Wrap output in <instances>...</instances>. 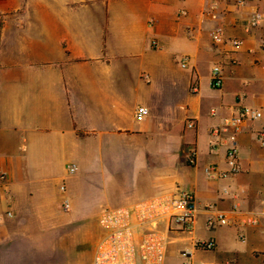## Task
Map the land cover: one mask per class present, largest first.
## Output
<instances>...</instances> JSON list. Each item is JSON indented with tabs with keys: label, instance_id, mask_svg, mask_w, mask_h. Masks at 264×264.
<instances>
[{
	"label": "crops",
	"instance_id": "obj_1",
	"mask_svg": "<svg viewBox=\"0 0 264 264\" xmlns=\"http://www.w3.org/2000/svg\"><path fill=\"white\" fill-rule=\"evenodd\" d=\"M255 10L264 0H0V260L88 263L105 209L186 190L194 231L170 234L163 264H264V22L243 27ZM217 30L239 48L215 46ZM241 107L262 118L236 136L240 171L210 178L227 169L211 131ZM207 206L226 224L207 227Z\"/></svg>",
	"mask_w": 264,
	"mask_h": 264
},
{
	"label": "built area",
	"instance_id": "obj_2",
	"mask_svg": "<svg viewBox=\"0 0 264 264\" xmlns=\"http://www.w3.org/2000/svg\"><path fill=\"white\" fill-rule=\"evenodd\" d=\"M251 0H235L237 6H242ZM214 5L211 9H214ZM264 22V14L255 10L243 23L248 30L258 27ZM211 40L215 46H229L231 54L236 51L241 42L235 39H227L220 30L212 33ZM264 58V42L262 44ZM234 63V59L229 60ZM182 68L186 67V59L180 61ZM222 64L216 63L211 67L209 82L212 88H220L223 82ZM215 115L214 110L210 111ZM148 114V109L139 106L135 110V119L141 120ZM262 118L259 110L241 107L234 116L224 118L222 122L211 132L216 136H223L224 140L219 144L224 147V160L227 169L217 170L215 166L205 168V173L210 178L220 179L232 176L240 171L237 157L236 136L246 122H253ZM187 127L192 128L193 123L188 122ZM259 145L264 148V128L256 134ZM188 163L195 164L194 155H188ZM75 164H68V174L75 173ZM64 192V186H60ZM62 209L67 211L69 201L62 198ZM206 211L210 216L206 219L207 227H217L226 224L224 215L218 211L213 212L212 206H207ZM197 211L193 193L186 190H177L172 194L152 199L138 201L130 205L105 209L99 216L98 222L101 228L98 241L93 250L90 264H163L166 247L170 242V234L183 233L192 235L196 224ZM248 223H255V219H248ZM194 246L197 249L209 251L215 247L214 239L198 240ZM181 264H192L184 260ZM196 264H206L199 262Z\"/></svg>",
	"mask_w": 264,
	"mask_h": 264
},
{
	"label": "rangeland",
	"instance_id": "obj_3",
	"mask_svg": "<svg viewBox=\"0 0 264 264\" xmlns=\"http://www.w3.org/2000/svg\"><path fill=\"white\" fill-rule=\"evenodd\" d=\"M93 203L97 204L98 206H108V205H112L114 202L105 199L104 194H101L100 199L95 200ZM47 262H49V264H55V259H53L52 257H47V253L46 255L41 254V253H37L32 255L31 257H27L25 259V262L21 263V264H47ZM0 264H5L3 261L0 260ZM84 264H90V261Z\"/></svg>",
	"mask_w": 264,
	"mask_h": 264
}]
</instances>
